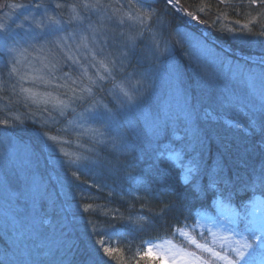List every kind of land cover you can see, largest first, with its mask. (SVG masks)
<instances>
[{"label":"trees","instance_id":"obj_1","mask_svg":"<svg viewBox=\"0 0 264 264\" xmlns=\"http://www.w3.org/2000/svg\"><path fill=\"white\" fill-rule=\"evenodd\" d=\"M55 1L61 7L56 8L50 0L45 1L47 13L54 12L60 18L63 30L70 32L69 27L76 26L70 8L78 6L81 11L82 0ZM23 2L34 6L43 4V0H2L0 17L9 5ZM93 2L85 0L84 4ZM170 2L176 3L179 9ZM144 3L148 8L144 14H150L151 19H145L144 25L134 35L137 37L135 45H130V33L123 29L126 24L119 23L114 16L121 13V7L111 0H101V9L108 10L112 17H107L106 12L103 17L105 26L93 17L85 31L90 32L93 23L100 27L99 30L102 28L104 35L100 34L103 36L101 41L106 50L98 51L95 55L89 52L88 57L81 56L69 43L61 46L60 41L53 40L54 36L48 34L47 30L36 40H31L30 37L39 30L35 28L29 31V28L35 27L31 24L26 29L24 26L18 27L26 13L19 14L16 21H9V28L13 30L10 31L13 37L9 41L10 47L17 45L26 51H23L20 63L16 65L19 75H9L14 63L12 57L7 52L0 55V131L31 149L33 162H38L40 177L54 188L58 187L54 178L60 173L70 179V183L75 182L79 189L76 196L70 199L65 220L55 224L54 229L60 237L56 252L50 254L55 247L51 242L55 238L51 239L50 234H56L50 221L47 220L44 225L34 219L36 214H27L25 217H31L30 225L23 221L13 227L3 228L0 225V264H61L62 259L64 264H90L89 253L96 249L103 252L104 248L111 251L110 256L104 254L108 264H165L150 251L149 243L172 239L187 248L188 244L182 238L183 232L209 241V234L198 227L200 213L218 216L224 205L228 210L235 208L239 211L242 204L261 195L259 191L240 190L231 202L221 204L217 203L214 190L208 187V173L217 165L223 169L219 175L236 181L237 186L248 181L253 170L264 168V111L259 109V101L247 87L241 89V81L227 73L223 66H217L200 56L198 51L195 52L200 57L196 60L199 65L197 71L189 63L193 49L182 38V32H187L183 29L193 31L192 38L199 34L209 48L223 53L224 60L232 58L235 65L243 64L253 72L258 71L256 63L252 61L264 55V36L249 34L243 26L248 25L252 33L264 31V2L145 0ZM84 9L87 12L92 10ZM188 13H192V16ZM232 29L237 31L232 33ZM153 37L161 47L165 43L172 45L179 41L173 52L184 78L183 84L178 78L176 83L202 114L193 127L198 128L204 143L197 146L196 151L179 152L177 155L171 150L176 148L178 152V143L185 142L177 141L178 137H185L184 124L173 122L167 134L161 133L153 138L143 119L131 116L129 119H133L135 129L129 133L128 143L133 145L129 149H119L113 146L111 140L101 143L93 132L86 134L88 126L100 125V122L90 120V124L86 122L85 129H71L70 126L77 122L80 114H86V110L97 101L107 105L117 119H121V109L114 100L118 92L116 85L122 84L131 90V79L136 83L141 81L143 86L150 89L144 105L146 112L158 106L163 109L167 102L165 116L173 120L177 118L180 109L175 107L173 99H168V86L160 79ZM48 40H53L55 47L48 48ZM68 48L73 51L74 59L71 61L67 59ZM52 54L55 57H51ZM239 55L248 56L251 61ZM42 58L45 63L40 67L45 66L44 70L39 68L34 73L37 69L34 66L39 65ZM101 62L111 69V76L106 74ZM20 75L25 77L23 81L19 79ZM101 76L105 78L101 80ZM21 86L31 88L39 94L38 98L50 96L49 99L63 100L68 107H55L51 101L34 103L25 100L20 93ZM88 87L92 89L91 94L83 91ZM228 91L239 100L237 106L222 103ZM73 93L80 98L73 101ZM205 111L211 115L205 118ZM5 120L7 125L2 123ZM107 132V137L116 135L110 130ZM49 136H56L60 143L54 146L48 140ZM65 152L69 155L64 156ZM197 154L201 157L202 168L198 173L189 174L187 170L192 166V157ZM70 159L77 162L69 164ZM49 162H55V165L50 166ZM73 172L77 176H73ZM12 176V173H6L4 179L15 190L28 191L27 181L22 174ZM197 184L204 190L199 200L188 198L185 206L166 211L169 201L185 199L182 187L193 188ZM220 187L223 188V185ZM18 202L32 210L37 207L36 201L33 203L31 199L27 203ZM89 204L92 208L85 211ZM5 212L9 213L11 209L7 208ZM128 217L139 221L141 227L133 230L126 226ZM33 222L38 224L35 226ZM73 224L75 227H72ZM34 227L38 228L37 231L42 229L38 236L33 233ZM100 241L105 243L101 245ZM61 245H70L71 250ZM197 254L208 257L200 249Z\"/></svg>","mask_w":264,"mask_h":264},{"label":"snow or ice","instance_id":"obj_2","mask_svg":"<svg viewBox=\"0 0 264 264\" xmlns=\"http://www.w3.org/2000/svg\"><path fill=\"white\" fill-rule=\"evenodd\" d=\"M223 2V0H222ZM250 2H255V0H250ZM264 2V0H262ZM15 8H26L27 5L18 4L13 5ZM36 9L44 8L45 6L42 3H37L34 6ZM56 8H60L61 5L56 4ZM85 8H93V9H101L103 6L101 4V0H94L93 3H85L83 5ZM47 19H41L35 22V28L40 30L36 33V35L31 36V40H36L37 37L41 35L45 30H47L48 34H52L61 30V20L56 19L55 16L47 15ZM189 16H192V13H188ZM130 19L132 17H129ZM198 19V17H194ZM28 19V17H25ZM138 23L140 25H144L145 19H151L150 14H144L142 16L136 17ZM203 23V21H201ZM237 24L240 21H236ZM18 27H23V25H18ZM244 29H247V32L252 35L264 36V31L259 33H252L251 28H248V25L243 26ZM243 29H241L242 31ZM237 29H232L231 32L235 33ZM139 35H143V33H139ZM182 38L187 40V42L191 45L193 49L192 54L189 58V63L192 64L197 71H199V65L196 63V60L200 58L195 55L196 51L203 50L208 53L207 57H212L214 59V54L211 48L208 45L199 39H195L190 37L188 34H182ZM62 39V38H61ZM133 45L136 43L137 37L129 38ZM155 48L159 52L160 55H164L169 52V45L165 43L164 47L161 48L160 42L155 40ZM13 40V37L9 31V26L0 23V55H3L4 52H7L9 56L12 57L14 63L11 67V72L9 75L17 74L18 69L16 65L20 63V58H22L23 51L16 47H10L9 41ZM58 42V41H57ZM179 43V41L172 43V48L175 47V44ZM87 46V45H85ZM111 63V61L109 62ZM255 63L258 67V71H251L246 66H241L237 64L233 69L230 65L229 68L233 73V77L238 80H242L248 84L249 87L256 91V95L259 99V109L264 111V55L259 56L255 59ZM169 64V63H167ZM101 66L104 68L106 74L111 76V69L108 68L107 64L101 62ZM170 69L176 74L179 79V68L175 62H170ZM202 78H204L203 74ZM103 80L105 77H99ZM19 79L23 81L25 79L24 76L20 75ZM0 87H2V83H0ZM116 88L118 92L116 93L117 106L121 109V119H117L116 115L113 114L112 109L108 108L107 105L102 104L97 101L96 104L86 110V114H80V119L87 122L89 120L94 122H100L104 128L109 129L112 132H115V136L105 137V133L101 132L99 129H89V131L94 134H98L100 137H105L100 142L105 143L107 140H111L113 146L118 147L119 149H129L133 147L128 143L129 133L134 131L135 124L133 119H129V117H138L142 118L144 124L151 130V134L153 138L159 137L161 133L167 134L169 131V126L173 122H180L185 125V137L177 138V141H185L183 143H178V149L174 148L171 152L176 153L179 152H189L196 151L197 146H200L204 143L202 137L199 134L198 128L193 127L195 122L199 120L202 116L199 109L193 104L186 92L183 91L182 88H178V92L181 98V107L180 113L175 120L168 118L164 114V107H157L152 111H145L144 105L147 103L146 97L150 93V89L146 86L142 85L141 81H137L135 85H132V89L129 90L125 88L122 84H117ZM83 91L91 94V87L83 89ZM20 93L22 94L25 100H31L34 103H40L41 100L47 103L49 102V97H39L38 93L32 91L31 88H25L23 86L20 87ZM80 97L73 93L72 100L79 99ZM55 101L56 105L60 108H66L68 105L63 100H58L56 98H51ZM222 103H226L230 106H237L239 104V100L235 97L234 93L228 91L224 95V99ZM211 113L205 111L203 116L206 118L210 116ZM138 122V119H137ZM3 124L7 125V121H2ZM240 127V125H237ZM0 139H3L0 137ZM48 140L52 142L55 146L60 143L56 136H49ZM62 151V149H61ZM68 153H64V156H68ZM79 159V158H77ZM77 161L69 160V164H74ZM191 167L188 168L187 172L189 174L198 173L202 168V161L199 154L192 157ZM223 171L222 167L217 165L216 168L212 169L208 173V187L213 189V195L215 196L217 203H223L224 201L231 202L233 197L240 191H252L261 193L260 196H254L249 200L247 204H242V207L239 211L235 208L229 209V211L225 214L222 220L217 221V226L223 231L227 232L229 235L222 236L220 239L223 241L217 250L215 247H209L207 244L197 243L195 239L191 241L192 244L196 246L197 249L202 250L209 254L208 258H205L202 255H198L196 252H185L184 255L187 259L184 261V264H264V168L257 170H253L252 177L248 181L241 182L238 186L236 181L231 179H226L223 176L219 175ZM73 176H77L75 172L72 173ZM27 187L28 193L37 194L39 196V200L43 206L46 197L47 190L43 189L40 182L37 181L31 171L27 173ZM78 179V177H77ZM223 185V188L220 187ZM181 191L185 194L184 200H172L169 201L166 205V211H172L178 207L185 206L187 204L188 198L199 200L201 194L203 193V189L199 184L195 185L193 188H188L187 186L182 187ZM33 203H35L36 198L33 197ZM53 210H56V202L52 201ZM92 208V205L89 204L86 206L85 211H88ZM123 219V218H122ZM143 219V218H141ZM31 220V217H29ZM28 221H23L26 223ZM43 223H47V220H43ZM126 226L130 229H135L137 227H141L139 221H133L131 217H128L126 221ZM72 227H75L73 224ZM114 228V225L112 226ZM215 235V233H213ZM101 245L105 242L100 241ZM215 244V241H213ZM62 247H67L70 251V245H61ZM111 255V251L107 248L103 249V252L100 249H96L93 252L89 253V262L90 264H108V261L105 259V255ZM61 264H64L63 259L61 260Z\"/></svg>","mask_w":264,"mask_h":264},{"label":"rangeland","instance_id":"obj_3","mask_svg":"<svg viewBox=\"0 0 264 264\" xmlns=\"http://www.w3.org/2000/svg\"><path fill=\"white\" fill-rule=\"evenodd\" d=\"M1 4L2 3V0ZM45 1L48 0H43V5L45 6L46 3ZM53 4H58L55 0H50ZM129 1L131 2V5L129 6ZM143 1V2H142ZM145 0H111V2L114 5H117L121 10V13L115 14L114 16L119 20V23L126 24V27H124V30H127L130 35L129 37H134V35L138 32L139 28L141 27L140 24H138V21L136 17L142 16V14L148 12V8L146 4L144 3ZM85 0H82V3L84 5ZM18 4H24L27 5L28 7L26 8H15L13 5H18ZM18 4H11L7 7V10L2 13V16L0 17V23H4L9 26V21H16L18 19L19 14H24L26 13L25 17H28V19H25L21 22V24L24 26V29L28 27L30 24L32 26L35 25L36 21H39L41 19L46 20L47 16L45 13H47V6L41 9H36L34 5L27 4L26 2L23 3H18ZM171 5H173L175 8L179 9L176 5V3L170 2ZM82 5L81 11L78 6L75 8L72 6L70 9L73 13V20L76 24L75 27H69L71 29L70 32H67L66 30H63L61 27V30L55 33H52L51 35L54 36L53 40H59L61 46H66L68 43L71 44L72 48L74 50H77L80 52L81 56H87L88 53H92V55H95L96 52L104 50V45L102 43V38L100 34L104 35V31H102V28L99 30V26L96 25V23L91 24L90 32H86L85 28L90 26V21L94 17L95 19H98L97 21L100 22L102 26H105L104 23V18L107 13V17H112L110 12L106 10L105 8L103 9H93L90 11H86ZM129 8L127 9V7ZM6 8V7H5ZM4 8V9H5ZM3 11V6L0 7V13ZM124 12H126L124 14ZM87 13V14H86ZM47 15H52L55 16L54 12L49 11ZM56 19L60 18L58 16H55ZM129 17H132L131 19ZM85 22L87 24H85ZM81 27V28H80ZM35 27L29 28V31H34ZM187 32H182V34H188L190 37H193L194 32L188 29H183ZM9 31H13L11 28H9ZM40 31V30H39ZM62 38V39H61ZM195 39L202 40L201 36L194 35ZM105 43H106V38ZM53 40H48L47 42V47L48 48H53L55 47L56 43ZM184 45H185V41ZM129 44L132 45L131 40L129 39ZM87 45V46H85ZM165 45V44H164ZM164 45L162 47H164ZM12 47L18 48L17 45H14ZM161 47V48H162ZM70 52L67 53V59L69 61L73 60L74 57L72 56V50L68 48ZM106 50V49H105ZM104 50V51H105ZM213 54H214V59L212 57H207L208 53L200 50L198 51L199 55L202 57H205L206 59L212 61L215 65L223 66L225 71L227 73L232 74L230 71L229 66L231 65L232 68H235V64L233 63L232 58H227L224 60L222 58L223 53L219 50L212 49ZM227 52H230V50L226 49ZM87 54V55H86ZM79 55V56H80ZM51 57H55L54 54L51 55ZM239 57L250 60L251 59L248 56L242 57L239 55ZM156 60L158 61V68L159 72L161 73L160 79L164 84L168 86V99H173L172 101L175 104V107L180 109L181 105V98L178 92V88H180L179 84L176 83L177 76L176 74L170 69L169 64L170 62H175L176 65L179 68V79L181 80L183 84V78L184 76L182 75V70L180 64L176 61V58L174 56L173 48L171 45H169V52L165 53L164 55H160L159 52L157 51V56ZM252 62H255L252 61ZM45 63V59L42 58L41 61L39 62V65L34 66L35 72L39 71V68L41 70H44L45 66L40 67ZM169 63V64H167ZM243 66V64H241ZM110 69V68H109ZM101 75L103 74L102 71ZM158 74V73H157ZM238 80V79H237ZM241 81V89H244V87H247L250 92L256 96V99L259 101L258 96L256 95V91L252 89L251 87L248 86V84L242 80ZM136 81L134 79H131L129 83V87L132 89V85H135ZM185 92V91H184ZM44 97H50V96H44ZM49 101L52 102L53 106H57L55 101L52 99H49ZM92 108V107H90ZM80 118L77 120L75 124H73L71 129H82L86 128L87 126L85 125L86 122H82ZM90 124V120L88 122ZM89 129H99L101 132L105 133V137H107L109 129H106L103 127L102 124H91L88 126V130L86 134L90 133ZM97 138L100 140L104 139L105 137H100L98 134H96ZM0 137L3 139H0V225L4 228L5 227H13L15 225H18L22 221H28L27 224H31V220H29L28 217H25L27 214L28 216L36 214L37 216L34 217L38 220V222L43 223V220H49L50 223L52 224V228L54 229L55 224H57L58 221L65 220L66 218V210L70 208V199L74 198L76 196V193L79 189V186L74 182L70 183V179H66L65 177L61 176L60 173H57V176L54 178L56 180V188L53 187L50 182L45 179H42L41 173L38 169V162L34 163L33 162V154L31 149L27 145H22L18 142H16L14 139H11L13 137L7 135L4 131H0ZM19 145V146H18ZM73 153V151H71ZM76 153L74 149V154ZM55 159V157H54ZM50 166H54L55 162H49ZM82 167V166H81ZM84 168H82L83 170ZM28 171H31V173L34 175L35 179L40 182L41 186L43 189L47 190V197L46 200L42 206L41 201L39 200V196L33 193H28L26 192H20L14 189V187L9 184L5 179L4 176L6 173H12V178H14V175L16 173L22 174V177L26 179ZM55 175V171L51 170ZM59 174V175H58ZM58 179V181H57ZM27 181V179H26ZM10 186H8V185ZM35 196L36 198V203L35 205L37 206L35 210H32L31 208H27L26 204H21L18 201H22L23 203H27L28 200H32L33 197ZM52 201L56 202V210H53L52 207ZM11 209V212L6 213V209ZM28 210V213H26V209ZM23 214V215H22ZM224 214H222L221 219H215V218H210L205 216H202L200 218V230L201 231H206L210 235H207L209 241H204L203 238L197 237L195 234H190L188 232H183L182 233V238L184 241L188 244L187 248H183L182 246H179L178 244L172 242V241H167L159 244H152L150 246V251L153 252L154 255H156L158 258H160L165 264H184V261L187 259V257L184 255L185 252H196L198 253L199 249L196 248L194 244L191 243L193 239L197 241V243L200 244H207L209 247H215L217 250H220L219 245L223 242L220 238L222 236H227L229 235L227 232L223 231L217 226V221L222 220L224 218ZM33 224L36 226L38 223L33 222ZM46 225V223H43ZM33 233L35 236H38L40 230L37 231L38 228L34 227ZM55 230V229H54ZM56 231V230H55ZM51 232V231H50ZM215 233V235H213ZM51 239L54 237V240H51V242L55 245L54 249L51 251L50 254L56 252L58 249V245L60 242V237L59 234L56 231V234L51 232L50 234ZM54 241V242H53ZM215 241V244L213 243ZM49 246V245H48ZM47 246V247H48ZM202 251V250H201ZM50 254L48 256H50ZM208 254V253H207ZM19 255V253H18ZM199 255V254H198ZM47 256V257H48ZM15 257V256H13ZM209 257V254H208ZM205 257V258H208Z\"/></svg>","mask_w":264,"mask_h":264}]
</instances>
